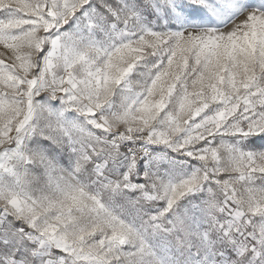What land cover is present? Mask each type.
Listing matches in <instances>:
<instances>
[{
    "label": "snow or ice",
    "instance_id": "obj_1",
    "mask_svg": "<svg viewBox=\"0 0 264 264\" xmlns=\"http://www.w3.org/2000/svg\"><path fill=\"white\" fill-rule=\"evenodd\" d=\"M0 264H264V0H0Z\"/></svg>",
    "mask_w": 264,
    "mask_h": 264
}]
</instances>
